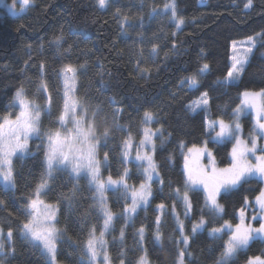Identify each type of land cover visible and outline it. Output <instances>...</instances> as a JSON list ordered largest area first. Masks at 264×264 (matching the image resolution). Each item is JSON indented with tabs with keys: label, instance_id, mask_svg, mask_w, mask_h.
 <instances>
[{
	"label": "trees",
	"instance_id": "trees-1",
	"mask_svg": "<svg viewBox=\"0 0 264 264\" xmlns=\"http://www.w3.org/2000/svg\"><path fill=\"white\" fill-rule=\"evenodd\" d=\"M165 2L109 0L105 9H99L95 0H31L29 7L18 15L0 8V122L5 115L16 116L13 101L21 88L27 99L45 108L41 113V134L32 139L27 156L15 158L13 162L15 187L5 188L0 184V228L4 232L12 230L15 247L13 255L6 245L5 255L0 256L3 264H46L40 250L21 237V226L26 221L27 200L34 195L36 184L45 173L43 132L53 126L58 128L63 105V79L58 73L66 64L78 69L75 95L88 107L87 119L92 120L95 111L98 134L106 125L111 129L106 141L101 137L97 149L101 161L104 153H109L104 175L117 178L123 172V139L129 134L133 140L140 137L145 110L157 113L151 127L163 130L154 154L163 187L159 181L154 182L149 205L127 222L117 215L106 237L112 264H119L121 252L126 264H136L145 253L150 264H176L182 243L177 244L181 238L172 205L174 190L177 187L183 190L180 145L202 146L207 136L204 130L207 117L228 120L240 105L244 91L264 89V41L256 44L238 81L231 85L222 83L231 67V43L264 33V0H253L247 10L244 8L247 0H176L177 14L184 20L180 29L172 22L170 11L152 12L153 8L161 12ZM124 15L129 19L121 30L120 19ZM56 36L63 37L59 45L55 43ZM153 45L157 48L155 55ZM41 63L45 65L43 77L51 95L50 106L46 104L47 96L42 91L37 93ZM203 63H208L210 70L201 78L198 89L190 90L186 82L181 85V80ZM140 68L148 71L141 73ZM204 91L210 96V111L189 112L186 106ZM117 109L121 111L113 120L112 113ZM242 121L245 129L251 128L250 116H244ZM208 146L221 166L230 164L229 142H209ZM128 165L132 169V182L140 183L142 175L135 164ZM261 188L262 183L253 179L222 194L219 198L224 206L222 218L190 239L191 256H186L185 264H216L227 235L212 239L209 228L222 225L225 220L235 223L245 197L252 201ZM107 195L109 207L119 214L123 208L119 193L110 191ZM190 196L193 215L186 221L187 232L192 221L200 217L204 203L200 190ZM41 197L58 210V264H86L83 242L93 224L97 228L102 225V220H97L88 181L83 177L76 179L67 171H58L49 179ZM161 202L166 208L161 216L162 238L157 242L155 217L160 213L156 205ZM182 207L177 202L176 210L180 214ZM141 226L145 228L142 246L137 233ZM122 228L123 240L119 238ZM263 250L264 242L254 239L228 264H247L250 257L262 255Z\"/></svg>",
	"mask_w": 264,
	"mask_h": 264
},
{
	"label": "snow or ice",
	"instance_id": "snow-or-ice-1",
	"mask_svg": "<svg viewBox=\"0 0 264 264\" xmlns=\"http://www.w3.org/2000/svg\"><path fill=\"white\" fill-rule=\"evenodd\" d=\"M19 2L20 13H23L30 5L31 0H13L12 4L3 3V8L13 15H18L16 5ZM99 9H105L109 0H95ZM253 0H247L244 8L247 10L252 7ZM171 12V20L177 29H180L184 23L183 17L177 14L176 0H166L161 12L153 8L155 14H167ZM117 16L120 10L117 9ZM128 16L124 15L120 19L121 30L125 29L128 23ZM258 37L264 39V33H258ZM62 36L54 38L57 45L60 44ZM256 37H249L248 40L238 45L232 43L231 57L232 64L222 83L231 85L237 81L244 66L249 59V55L255 48ZM176 45L173 44V48ZM157 52L156 45L152 47V54ZM45 65L40 64L41 80L37 88V93L41 91L47 96L46 104L51 105V95L48 84L45 82L43 73ZM210 70L208 63H203L193 73L185 76L181 80V85L185 82L190 90L198 89L201 78ZM77 67L66 64L59 69L58 75L63 79V105L58 116L59 127L53 126L43 132L46 140V150L44 152L45 173L42 175L40 182L36 184L34 195L30 196L26 203V221L21 226V237L31 244L34 248L40 250L42 257L46 259V264H58L57 246L60 237V230L56 223V210L53 205L47 204L42 198V194L48 185V179L51 178L54 171H67L71 175L79 178L82 174L86 175L89 190L93 192V206L97 209L98 222L102 220V225L97 228L93 224L88 230L87 238L83 242V256L87 258L88 264H112V259L108 251V241L105 239L106 234L113 227V222L117 215H121L127 222L137 214L138 209L146 208L152 197V184L159 181L163 187L164 181L158 165L154 159L156 149L155 138L163 137L162 128L153 129L152 125L157 119V113L152 110H145L141 119L142 136L139 144L136 145L135 167L142 170V178L138 186L129 184L131 179L130 169L127 166L133 163L131 159L133 137L127 135L122 141V165L123 172L119 173L117 178L111 174L106 179L101 177L102 162L98 159L97 149L100 145L101 137L107 140L111 129L106 125L103 131L98 134L95 124L96 112H93L92 120L87 119L88 107L82 100L78 99L76 93V76ZM141 73L148 71L147 68H140ZM14 104L19 105V112L14 119L5 115L0 122V184L5 188L15 187V174L13 169V157L18 153H24L28 149V141L34 135L41 134V113L45 111L40 104L34 100H29L24 94V90L18 89L15 93ZM114 104V101L112 102ZM187 110L196 113L202 110L205 113L210 111V96L207 91L201 92L200 95L189 103ZM83 108V113L78 109ZM245 109H250L253 113L254 126L250 130L249 139L242 137V126L240 123L241 114ZM117 109L112 113L115 120ZM69 118L71 127H68ZM205 133L207 134L204 145L201 147L193 146L188 149V154L184 157L183 167V190L177 187L173 193L172 214L176 217L179 228L181 241L177 244H183L176 257V264H185L186 256H191L188 252L189 235L185 234L184 223L179 219L176 211L177 202H181L184 207V215L188 217L193 210V203L190 193L202 189L203 207L201 215L192 225V235L203 231L206 226L222 218L224 206L219 202L222 193H228L238 189L253 179L264 181V148L259 147L258 139L264 140V89L259 92L244 91L240 105L232 113V116L226 121L224 118L216 120H205ZM225 141H234L232 143L229 156L231 163L224 168L216 166V160L209 149V142L223 143ZM163 143V140H161ZM183 147V143H181ZM259 153V154H258ZM207 155L208 165L202 166L199 160ZM254 158V162H252ZM109 153H104L103 163H107ZM118 192L119 200L123 201V208L119 214L113 212L109 207V198L107 193ZM249 205L248 197L244 199V207L239 209V223L235 226L227 220L222 225L211 226L209 236L212 239H222L227 235V240L223 244V251L216 264H227V261L238 251L248 247L249 242L258 237L264 238V188L259 190L255 196V207L259 209V216L252 215L253 221L259 219V227H253L251 223L245 222L246 211ZM158 213L155 217L156 231L154 233L155 241L159 242L162 238L160 231L161 216L166 208L165 203L161 202L156 205ZM207 210V215L205 214ZM139 242L141 246L145 240V228L141 226L137 229ZM125 237L123 228L120 231L119 238ZM8 246L9 254H15L13 246V232L8 230L6 238L0 229V256L5 255V246ZM124 253L121 252L119 264H126L123 259ZM264 253L260 256L250 257L247 264H264ZM0 264L3 261L0 260ZM136 264H149L147 254L139 256Z\"/></svg>",
	"mask_w": 264,
	"mask_h": 264
},
{
	"label": "rangeland",
	"instance_id": "rangeland-1",
	"mask_svg": "<svg viewBox=\"0 0 264 264\" xmlns=\"http://www.w3.org/2000/svg\"><path fill=\"white\" fill-rule=\"evenodd\" d=\"M3 3H7V4H12V3H9V2H7L6 0H3ZM0 8H3V6H2V4H0ZM3 9H5V8H3ZM6 10V9H5ZM7 11V10H6ZM8 12V11H7ZM16 12L18 13V12H20V6H19V2H17V5H16ZM253 37H256V41H255V46H256V44L258 43V42H260V41H264V39H261L260 37H258L257 35L256 36H253ZM248 40V38L247 39H244V40H239V41H234V42H236L238 45H240V44H243V43H245L246 41ZM233 43V42H232ZM232 43H231V54H230V63L232 64V60H231V57H232V55H233V52H232ZM255 49V48H254ZM254 51V50H253ZM253 53V52H252ZM251 53V54H252ZM251 54L249 55V58H250V56H251ZM248 61H249V59H248ZM248 61H247V63H248ZM246 63V64H247ZM246 64H245V66H246ZM245 66H244V68H245ZM241 76V75H240ZM239 79V78H238ZM238 79H237V81H238ZM236 81V82H237ZM235 82V83H236ZM256 92H259V91H256ZM241 99H242V95H241ZM241 103V102H240ZM14 104V103H13ZM14 107L17 109V114H18V112H19V105L18 104H14ZM78 111L80 112V113H83V110L80 108V109H78ZM16 114V115H17ZM244 116H250V118H251V121H252V126H251V128L250 129H245V126H244V123H243V121H242V118L244 117ZM15 118V117H14ZM14 118H11V119H14ZM206 119H209V120H216V119H214V118H209V117H207ZM88 120H90V119H88ZM227 121V120H226ZM240 123H241V126H242V137L244 138V139H249L250 137H249V133H250V130L253 128V126H254V121H253V113L251 112V110L250 109H245V111L241 114V117H240ZM68 127H71V121H70V118H69V122H68V125H67ZM151 126V125H150ZM58 127H59V122H58ZM141 136H142V132H141V135H140V137L137 139V140H133V145H134V147H133V149H132V153H131V159H132V161H133V163L135 164V154H136V145H138L139 144V140H140V138H141ZM38 137V135H34L29 141H28V149L24 152V153H18L17 155H15L14 157H13V162H14V160H15V158H18V157H20V156H27V154L30 152V143H31V141H32V139H36ZM157 139L158 138H155V144H156V142H157ZM44 140V143H45V150H46V140H45V138L43 139ZM225 142H229L230 143V149H229V153H230V151H231V147H232V143H234V141H225ZM218 144H221V143H218ZM204 145V144H203ZM202 145V146H203ZM258 145H259V147H262V148H264V140H259L258 139ZM193 147V146H192ZM192 147H186L185 148V146L183 145V147H181V145H180V152H181V154H182V159H183V162H182V171H183V167H184V157H185V155H187L188 154V149L189 148H192ZM196 147H201V146H196ZM209 147V146H208ZM210 149V148H209ZM156 150V149H155ZM211 151H212V149H210ZM212 153H213V155H214V157H215V160H216V166L218 167V168H224V167H227V166H221L220 164H219V162H218V159H217V157H216V155L214 154V152L212 151ZM155 154V153H154ZM259 154V153H258ZM97 156H98V159H100L99 158V155H98V151H97ZM229 160H230V163H231V158H230V156H229ZM102 162V166H101V177L102 178H104V179H106L107 178V175H104L103 174V169L105 168V165H106V163H103V161H101ZM252 162H254V158H252ZM199 163H200V165H202V166H207L208 165V158H207V155H204L203 157H201L200 158V160H199ZM128 167H129V169H130V176H132V169L130 168V166L129 165H127ZM59 170H57V171H54L53 173H52V176L56 173V172H58ZM138 171H139V173L142 175V170H139L138 169ZM69 174H70V172H68ZM71 175V174H70ZM51 176V177H52ZM71 176H73V175H71ZM73 177H75V176H73ZM80 177H83V178H85L86 180H87V177H86V175H81ZM79 177V178H80ZM76 179H78L77 177H75ZM50 179V178H49ZM49 179H48V181H49ZM258 180V179H257ZM88 181V180H87ZM158 181V180H157ZM261 183H262V188H264V181H260ZM128 183L131 185V184H134L133 182H132V180L131 179H129L128 180ZM139 184V183H138ZM138 184H136L137 186H138ZM3 185V184H2ZM152 188H153V184H152ZM46 190V189H45ZM44 190V191H45ZM201 192H202V189L200 190ZM202 194H203V192H202ZM222 194H224V193H222ZM42 198V197H41ZM219 202H220V200H219ZM47 203V202H46ZM221 203V202H220ZM47 204H50V203H47ZM51 205H53L54 206V208H55V210H56V223H57V214H58V210H57V207L54 205V204H51ZM140 209H138V211H139ZM177 211V210H176ZM224 214V213H223ZM223 214H222V216H223ZM257 215V216H259V209L258 208H256L255 207V198L252 200V201H249V205H248V207H247V211H246V217H245V222L246 223H251L252 225H253V227H259V223L261 222L259 219H257V220H255V221H253L252 219H251V217H252V215ZM136 215V214H135ZM134 215V216H135ZM177 215L179 216V219L180 220H182L183 221V223H184V229H185V234H187V235H189V237H190V239L192 238V237H194L193 235H192V232H191V230H192V225H193V223L196 221V220H198L199 218H197L196 220H194V221H192V223H191V228H190V231L189 232H187V230H186V227H185V225H186V221L188 220V219H190L191 217H192V215H193V210H192V213L188 216V217H185V215H184V207H182V213L180 214V212H178L177 211ZM133 216V217H134ZM237 217H236V222L235 223H232L233 224V226H235V224L236 223H239V211L237 212V215H236ZM174 219H175V222H176V217H174ZM176 225H177V222H176ZM177 228H178V225H177ZM1 229V228H0ZM178 230H179V228H178ZM205 230V229H204ZM3 231V230H2ZM200 232H202V231H200ZM3 234H4V236H5V238H6V235H7V232H4L3 231ZM181 238V237H180ZM228 238V237H227ZM227 238H226V240H227ZM105 239L107 240V237H105ZM256 239H261L263 242H264V238H260V237H258V238H256ZM181 240H182V238H181ZM254 240V239H253ZM189 242H190V240H189ZM252 242V240L249 242V244ZM6 245H7V243H6ZM249 246V245H248ZM6 247V246H5ZM183 248V244L180 246V248L178 249V252H179V250L180 249H182ZM248 248V247H247ZM247 248H245V249H242V250H240V251H244V250H246ZM6 249V248H5ZM240 251H238L233 257H231L228 261H227V264L231 261V260H233V259H235L236 258V256H237V254L240 252ZM178 252H177V255H178ZM263 253H264V250H263ZM262 258H264V257H262ZM85 262H86V264H88V260H87V258L85 257ZM150 264V263H149Z\"/></svg>",
	"mask_w": 264,
	"mask_h": 264
},
{
	"label": "bare ground",
	"instance_id": "bare-ground-1",
	"mask_svg": "<svg viewBox=\"0 0 264 264\" xmlns=\"http://www.w3.org/2000/svg\"><path fill=\"white\" fill-rule=\"evenodd\" d=\"M8 13H9V12H8ZM18 14H21V13L18 12ZM136 53H138L139 58L143 60V58H142V54L139 53V50H137Z\"/></svg>",
	"mask_w": 264,
	"mask_h": 264
},
{
	"label": "water",
	"instance_id": "water-1",
	"mask_svg": "<svg viewBox=\"0 0 264 264\" xmlns=\"http://www.w3.org/2000/svg\"><path fill=\"white\" fill-rule=\"evenodd\" d=\"M203 1H205V0H203Z\"/></svg>",
	"mask_w": 264,
	"mask_h": 264
}]
</instances>
